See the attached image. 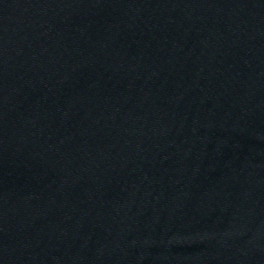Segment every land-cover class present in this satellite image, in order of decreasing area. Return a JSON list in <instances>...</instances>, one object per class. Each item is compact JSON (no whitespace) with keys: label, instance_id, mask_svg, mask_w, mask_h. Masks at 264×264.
<instances>
[{"label":"water","instance_id":"water-1","mask_svg":"<svg viewBox=\"0 0 264 264\" xmlns=\"http://www.w3.org/2000/svg\"><path fill=\"white\" fill-rule=\"evenodd\" d=\"M0 264H264V0H0Z\"/></svg>","mask_w":264,"mask_h":264}]
</instances>
